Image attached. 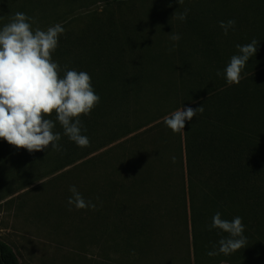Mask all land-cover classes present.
Segmentation results:
<instances>
[{
	"label": "rangeland",
	"instance_id": "374dc122",
	"mask_svg": "<svg viewBox=\"0 0 264 264\" xmlns=\"http://www.w3.org/2000/svg\"><path fill=\"white\" fill-rule=\"evenodd\" d=\"M263 2L0 0V29L16 12L35 18L33 29L62 24L53 53L60 76L64 66L88 72L101 98L80 117L89 147L70 141L60 124L53 131L61 134V151L29 152L0 138V241L21 264H264V203L248 211L232 196L221 201L222 219L242 217L246 243L229 255L206 254L229 234L207 228L218 212L213 196H197L193 215L188 184L178 177L185 132L164 123L199 86L221 82L217 71L238 54L236 45L256 39ZM185 9L206 35L173 16ZM229 19L241 23L224 35L219 22ZM174 33L178 42L169 38ZM115 125L121 136L132 133L111 143ZM259 171L264 194V167ZM72 185L95 210L68 204Z\"/></svg>",
	"mask_w": 264,
	"mask_h": 264
},
{
	"label": "clouds",
	"instance_id": "9594fccd",
	"mask_svg": "<svg viewBox=\"0 0 264 264\" xmlns=\"http://www.w3.org/2000/svg\"><path fill=\"white\" fill-rule=\"evenodd\" d=\"M178 2L183 4V0ZM188 12L185 9L173 16L185 21ZM35 23V18L16 12L11 22L0 29V138L29 152L43 151L49 146L61 151V134L53 131L58 121L70 141L79 147H89L90 139L82 134L86 128L80 117L90 115L101 99L93 88L92 77L86 71L68 69L67 66L61 77L62 69L53 60V53L65 29L60 23L46 30L39 26L33 29ZM219 25L224 35H228L230 29L234 30L236 21H220ZM169 38L178 42L181 37L174 33ZM258 42L253 39L247 44H237L238 54L232 55L223 73L218 70L217 75H223L228 85L239 84L247 61L257 53ZM202 112L203 105L196 109L183 107L165 116L164 123L174 133H181L186 121ZM53 113L55 121L46 118ZM69 191L72 193L68 198L70 206L95 210L96 204L85 200L75 185L70 186ZM242 221L240 216L231 221L222 219V214L216 212L208 230L218 228L229 235L218 241V248L213 246L206 254L210 257L229 255L243 247L246 237Z\"/></svg>",
	"mask_w": 264,
	"mask_h": 264
},
{
	"label": "trees",
	"instance_id": "16d2710c",
	"mask_svg": "<svg viewBox=\"0 0 264 264\" xmlns=\"http://www.w3.org/2000/svg\"><path fill=\"white\" fill-rule=\"evenodd\" d=\"M259 8L261 18L254 23L259 41L257 51L264 50V22L259 24L264 21V6ZM187 21L192 27L201 28V36L208 33L198 20L187 17ZM240 23L236 21V25ZM208 43L211 45H206L213 50L215 42L209 38ZM97 44L103 46V42ZM255 57L254 62L248 63L250 71L241 74L239 84L228 85L224 77L221 82L199 86L189 95L191 98L182 102L181 107L185 108L196 109L203 105L202 113L186 121L178 154L181 163L178 177L184 185L188 184L194 216L195 199L202 195L213 196L220 213L225 208L221 201L226 196L240 201L248 211L263 209L264 194L260 185L263 174L259 170L264 167V65H259L264 62V54L258 52ZM51 116L55 121V113ZM155 121L157 119L142 126ZM59 126L56 123L55 127ZM118 129L115 125L111 143L132 133L124 128L126 131L121 136ZM116 185H113L112 195L117 192ZM0 264H21L14 249L4 241H0Z\"/></svg>",
	"mask_w": 264,
	"mask_h": 264
}]
</instances>
